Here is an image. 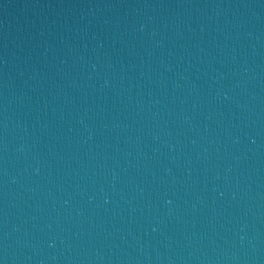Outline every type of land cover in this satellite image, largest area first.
Instances as JSON below:
<instances>
[{"label": "water", "instance_id": "95a60500", "mask_svg": "<svg viewBox=\"0 0 264 264\" xmlns=\"http://www.w3.org/2000/svg\"><path fill=\"white\" fill-rule=\"evenodd\" d=\"M0 264H264V0H0Z\"/></svg>", "mask_w": 264, "mask_h": 264}]
</instances>
